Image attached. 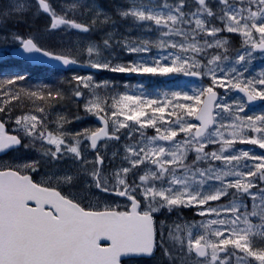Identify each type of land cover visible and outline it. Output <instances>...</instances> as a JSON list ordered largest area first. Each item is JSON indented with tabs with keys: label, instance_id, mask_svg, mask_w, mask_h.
<instances>
[{
	"label": "snow or ice",
	"instance_id": "obj_1",
	"mask_svg": "<svg viewBox=\"0 0 264 264\" xmlns=\"http://www.w3.org/2000/svg\"><path fill=\"white\" fill-rule=\"evenodd\" d=\"M9 55L68 75H0V264H264V0H6Z\"/></svg>",
	"mask_w": 264,
	"mask_h": 264
},
{
	"label": "rangeland",
	"instance_id": "obj_2",
	"mask_svg": "<svg viewBox=\"0 0 264 264\" xmlns=\"http://www.w3.org/2000/svg\"><path fill=\"white\" fill-rule=\"evenodd\" d=\"M109 1H112V4L111 5H108V8L109 10H112L114 11V4L118 2V0H109ZM6 0H1L0 4H3L5 3ZM36 24H41V22L39 20H37L35 22V25ZM34 25V26H35ZM48 42V41H47ZM254 63L257 65V66H261V65H264V61H261L259 59H257L256 61H254ZM99 71H102V72H106L107 70H99ZM108 72V71H107ZM153 79L155 80H161L159 83H157L159 89L163 90L165 88H168V87H171V85L174 83V80L172 79L171 76H166V77H162V76H157V77H152ZM146 85V84H145ZM156 89L155 87H151L150 90H154Z\"/></svg>",
	"mask_w": 264,
	"mask_h": 264
}]
</instances>
